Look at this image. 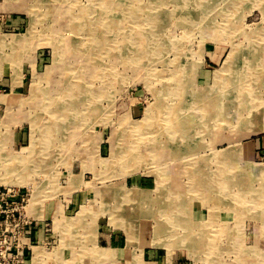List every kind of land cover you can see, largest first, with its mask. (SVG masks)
<instances>
[{
    "label": "rangeland",
    "instance_id": "rangeland-1",
    "mask_svg": "<svg viewBox=\"0 0 264 264\" xmlns=\"http://www.w3.org/2000/svg\"><path fill=\"white\" fill-rule=\"evenodd\" d=\"M204 100V131L172 136L173 110L183 122ZM250 166L264 168V0H0V176L15 170L0 187L41 220L9 225L28 263L264 264Z\"/></svg>",
    "mask_w": 264,
    "mask_h": 264
},
{
    "label": "bare ground",
    "instance_id": "bare-ground-1",
    "mask_svg": "<svg viewBox=\"0 0 264 264\" xmlns=\"http://www.w3.org/2000/svg\"><path fill=\"white\" fill-rule=\"evenodd\" d=\"M8 1V0H7ZM187 2V1H186ZM193 2V1H192ZM192 4V3H191ZM202 4V3H201ZM35 5V4H34ZM68 6V5H67ZM210 7H211V5H209ZM141 7V6H140ZM65 8H66V6H65ZM155 9V8H154ZM47 10V9H46ZM50 10V9H49ZM113 10L115 11V13L116 14H119V11H118V8H113ZM48 11V10H47ZM26 13V12H25ZM62 13H64V12H62ZM188 13V12H187ZM67 14V13H66ZM127 14V13H126ZM133 13H131V15H132ZM77 21L78 20H76V23H77ZM75 22V21H74ZM78 23H80V25H85V23H84V21H83V19L81 18L80 19V21L78 22ZM198 24V23H197ZM72 25V24H71ZM75 26V25H74ZM90 28V27H89ZM84 29H86L85 28V26H84ZM82 31H83V29H82ZM152 32V31H151ZM155 32V31H154ZM70 35V34H69ZM79 35H81V34H79ZM71 36V35H70ZM19 38V37H18ZM29 38V37H28ZM68 38V37H67ZM186 38V37H185ZM185 38H183V39H185ZM61 39V38H60ZM62 40V39H61ZM105 41V40H104ZM15 42V41H14ZM36 44V43H35ZM65 44V43H64ZM233 44V43H232ZM64 46V45H63ZM66 46V45H65ZM64 46V47H65ZM112 46H114V45H112ZM183 47V46H182ZM66 48V47H65ZM64 48V49H65ZM238 49V48H237ZM66 50H68L67 48H66ZM139 50V49H138ZM243 50V49H242ZM62 51H64V50H62ZM203 51V50H202ZM65 52V51H64ZM237 52V51H236ZM128 53H130V52H128ZM238 53H240V55H243V54H246V52H243V51H238ZM68 54V53H67ZM79 54V53H78ZM114 54V53H113ZM115 55V54H114ZM147 55L148 54H145V56L143 57L144 59H143V61H146V60H148L147 59ZM196 55V54H195ZM197 55H199V54H197ZM112 56V55H111ZM139 56V55H138ZM126 57V56H125ZM248 57V56H247ZM252 57V56H251ZM134 58V60H137L135 57H133ZM132 59V58H131ZM152 59V58H151ZM249 59H250V54H249ZM116 60V59H115ZM133 60V59H132ZM133 60V61H134ZM228 60V59H227ZM226 60V61H227ZM56 61V60H55ZM59 61V60H58ZM57 61V62H58ZM225 61V63H227ZM87 63H88V61H86ZM85 62V63H86ZM138 63V62H137ZM187 66V65H186ZM230 66V65H229ZM138 67H140V66H138ZM187 68V67H186ZM86 69V68H85ZM146 69V68H145ZM187 69H189V68H187ZM96 70V69H95ZM135 70V69H134ZM142 70V69H141ZM192 70V69H191ZM128 71V70H127ZM188 71V70H187ZM100 72H101V70H100ZM133 72V71H132ZM138 72V71H137ZM102 74V73H101ZM139 74V73H138ZM222 74V73H221ZM152 75V74H151ZM135 78V77H134ZM44 80V79H43ZM219 80V79H218ZM223 80H224V78H223ZM222 80V81H223ZM78 82H81V81H78ZM79 84V83H78ZM146 84V83H145ZM82 85V84H81ZM224 85H225V88H227V86H228V83L225 81V83H224ZM96 92V91H95ZM217 93V92H216ZM203 94V93H202ZM226 95H228L227 93H225L224 94V96H226ZM199 98H201V97H199ZM202 99H204V98H202ZM202 99H200L201 101H202ZM195 100V99H194ZM20 102H21V100H20ZM77 102V101H76ZM172 102V101H171ZM35 103V102H34ZM42 105H44V104H42ZM79 105H83V103L82 104H79ZM212 106L211 105V100L210 101H206V100H204V102H202L201 104H200V107H199V109L197 108V110L199 111H201V115L200 116H197L196 114H194V115H187L186 116V119L184 118V121L183 122H179V117H180V110H181V108H180V106H178V108L177 109H175V110H173V113H172V117H170V119H169V121H168V127H169V131H170V134L172 135V136H174V137H181V136H185V134H188V133H190V131H189V129L187 128L188 126H191V127H193V122H191L193 119H195V120H197L198 121V123L199 124H196V126L198 127V128H201L202 130H201V132H203L204 131V128H202V126L203 127H205L206 128V123H203L205 120H207V119H209L210 117H211V115L213 114V111H214V106H212L211 108H210V106ZM154 106H156V105H154ZM221 106H223V105H221ZM79 107V106H78ZM79 108H81V107H79ZM154 108V107H153ZM220 108V107H219ZM219 108H218V110H219ZM64 110L65 111H68V109L65 107L64 108ZM90 110V112H91V114L93 113V112H96V108L95 109H93L92 110V108H90L89 109ZM196 110V109H195ZM216 111H217V108L215 109ZM40 111V110H39ZM88 112V111H87ZM159 112V111H158ZM220 112L221 113H223V115H221L220 116V119H221V117H222V121L224 122L223 124L225 125V126H229L230 127V121H233V120H230V118H229V115H228V119L226 118V115H225V113H228L229 112V110L227 109V108H225L224 106L223 107H221V109H220ZM98 114V113H97ZM145 115V114H144ZM154 115V114H153ZM156 115V114H155ZM158 115V114H157ZM184 115V114H183ZM43 116V115H42ZM159 116V115H158ZM175 116V117H174ZM197 116V117H196ZM41 117V116H40ZM63 117H65V118H67V116H63ZM183 117V116H182ZM218 117H219V115H218ZM98 118V117H97ZM143 118V117H142ZM44 119H46V118H44ZM43 119V120H44ZM159 119V118H158ZM96 120V119H95ZM40 121V120H39ZM38 121V122H39ZM158 121V120H157ZM190 122V123H189ZM54 124V123H53ZM260 124V123H259ZM262 124V123H261ZM65 125V124H64ZM83 125V124H82ZM174 125V126H173ZM201 125V126H200ZM210 125V124H209ZM61 127L62 128H65V126H63V125H61ZM82 127V126H81ZM143 127V126H142ZM176 127V128H175ZM257 127V126H256ZM255 127V128H256ZM80 128V127H79ZM259 128V127H258ZM71 129V128H70ZM255 130V129H254ZM263 130V129H262ZM135 131H137V129L135 130ZM194 131V130H193ZM192 131V133H191V135H193L191 138L192 139H194L195 138V136H196V131H195V133ZM211 131V130H210ZM54 132V131H53ZM53 132L52 131H50V128H48V129H46V134L45 135H43L42 137H44L45 138V140L43 139L42 141H44L45 143H44V145L46 144L47 145V147H52V148H54L55 147V144L53 143V139H50L49 138V135L50 136H52L53 135ZM140 132V131H139ZM159 132V131H158ZM142 133V132H141ZM157 133V132H156ZM59 134V133H58ZM65 136V137H64ZM63 136V138L64 139H62V141H67L66 140V138L68 139V137H66V135H64ZM134 136V135H133ZM187 137V136H186ZM194 137V138H193ZM49 138V139H48ZM91 138V137H90ZM190 138V137H189ZM71 139V138H70ZM217 139V138H216ZM69 140V139H68ZM36 141V140H35ZM124 141V140H123ZM193 141V140H192ZM38 142V141H37ZM159 142V141H158ZM157 142V143H158ZM131 147H132V145H130ZM156 146V145H155ZM158 146V145H157ZM38 147V146H37ZM46 147V146H45ZM44 147V152L45 151H47V147L45 148ZM134 148V147H133ZM156 148V147H155ZM159 148V147H158ZM49 149V148H48ZM136 149H138V148H136ZM162 149V148H161ZM74 150V149H73ZM135 150V149H134ZM149 150V149H148ZM37 151V150H36ZM95 151V150H94ZM242 151V150H241ZM96 152V151H95ZM87 153V152H86ZM160 153V152H159ZM237 149H234V150H227V151H225L224 153H222V154H219L218 156L217 155H215L214 154V158H217V157H225V158H228V156L229 155H231L230 157H234L235 159L237 158ZM129 155V154H128ZM132 155H134V154H132ZM52 156V155H51ZM108 156V155H107ZM34 157H36V156H34ZM116 157H117V155H116ZM162 157V156H161ZM164 157V156H163ZM165 157H167V156H165ZM16 158H18V157H16ZM156 158H158V157H156ZM31 159V158H30ZM47 159V158H46ZM165 159V158H164ZM167 159V158H166ZM48 161V160H47ZM163 161V160H162ZM157 162V161H156ZM119 163V162H118ZM132 163V162H131ZM129 164V163H128ZM165 164V163H164ZM44 165H46V164H44ZM159 165H160V163H159ZM195 165H197V164H195ZM194 165V166H195ZM93 166V165H92ZM33 167V166H32ZM130 167V166H129ZM225 167H228V166H225ZM251 167V170H252V173L251 172H249V173H251V175H253L255 172H257L258 174H264V168H258V167H254V166H250ZM109 168V167H108ZM104 169V168H103ZM114 169V168H113ZM11 170V172H14L15 173V170L14 169H10ZM106 170V169H105ZM132 170V169H131ZM130 170V171H131ZM104 171V170H103ZM11 172H6L5 174H3V175H1L0 176V182H3L4 184H9L11 181L9 180L10 178V176H12V175H10L11 174ZM17 173V172H16ZM41 173V172H40ZM39 173V174H40ZM107 173V172H106ZM130 173V172H129ZM204 172H200V176L201 177H199V176H197V175H199V173L197 172V174H196V172H191V174L192 175H196L198 178H200V179H195L193 182H196V184H198V180L199 181H201V183H205V182H208V181H205V180H203L202 181V177H203V174ZM109 174V173H108ZM225 174L226 175H228L229 174V172H225ZM235 174H240V175H245V173H243V171H242V173H239V172H236L235 171ZM8 175V176H7ZM19 175V174H18ZM251 175H249V176H251ZM193 178H195V177H193ZM21 179V176L19 177V180ZM102 179V178H101ZM102 182V181H101ZM221 182H222V186L223 187H220V189H218V190H223V191H227L228 190V179L226 180V177L225 178H222V180H221ZM12 183V182H11ZM249 184V183H248ZM208 185H213V184H208ZM230 185V184H229ZM235 185H236V183H235ZM240 185V184H239ZM254 187V186H253ZM110 188V187H109ZM202 188V187H201ZM200 188V189H201ZM260 188V187H259ZM109 190V189H108ZM107 190V191H108ZM175 190V189H174ZM99 191V190H98ZM101 192V191H100ZM103 193V192H102ZM113 193V192H112ZM99 194V193H98ZM108 195V194H107ZM131 195V194H130ZM210 195V194H209ZM128 196V195H127ZM137 197H138V194H137ZM244 197V196H243ZM133 198V197H132ZM134 199V198H133ZM138 199V198H137ZM198 199V198H197ZM32 200V199H31ZM87 200V199H86ZM136 200V199H135ZM170 200V199H169ZM194 200V199H193ZM237 200V199H236ZM218 201V200H217ZM250 201V200H249ZM255 201V200H254ZM209 203V202H208ZM211 203V202H210ZM242 203V202H241ZM247 203V202H246ZM251 203H253V202H251ZM254 203H257V202H254ZM233 204V203H232ZM129 205V204H128ZM133 205V204H132ZM221 205V204H220ZM171 206V205H170ZM223 206V205H222ZM134 207V206H133ZM241 207V206H240ZM91 208V207H90ZM187 210V209H186ZM121 211V210H120ZM180 211V210H179ZM213 211V210H212ZM233 211H235V209L233 210ZM57 212V211H56ZM117 212V211H116ZM225 212V211H224ZM80 214H79V216H77V218H76V220H75V222H76V224H82V223H80V222H84V220L87 218V216L85 215L86 213H87V210H86V206L85 207H83V210H81L80 212H79ZM119 213H122V212H119ZM131 214H133V213H131ZM162 214V213H161ZM183 214V213H182ZM130 215V214H129ZM228 215V214H227ZM132 216V215H131ZM213 216H214V214H213ZM247 216V215H246ZM129 217V216H128ZM227 217V216H226ZM55 218H56V216H55ZM129 218H131V217H129ZM215 218V217H214ZM259 218H261V217H259ZM82 219H83V221H82ZM126 219V218H125ZM57 221H59V220H57ZM130 221V220H129ZM61 222V221H60ZM131 226V225H130ZM206 227V226H205ZM156 228V227H155ZM127 229V228H126ZM129 229V228H128ZM162 231H161V233H169V231L167 230V229H161ZM193 230V229H192ZM129 232V231H128ZM131 232V233H130ZM130 232L127 234V247H129L130 246V244L132 243V241H133V239H134V231L133 230H130ZM158 232H160V229H159V231ZM193 234V233H192ZM191 235V234H190ZM208 236V235H207ZM188 237H190V236H188ZM211 237V236H210ZM227 237V236H226ZM227 240V239H226ZM152 245V244H151ZM101 252L99 253V255L100 256H105V257H107V255H111V254H113V253H111L112 251L111 250H108V249H105V250H100ZM35 252H36V250H35ZM103 252V253H102ZM39 253H41L40 251H38V252H36L35 254H39ZM34 254V255H35ZM34 260V259H33ZM39 264V263H38Z\"/></svg>",
    "mask_w": 264,
    "mask_h": 264
},
{
    "label": "built area",
    "instance_id": "built-area-1",
    "mask_svg": "<svg viewBox=\"0 0 264 264\" xmlns=\"http://www.w3.org/2000/svg\"><path fill=\"white\" fill-rule=\"evenodd\" d=\"M27 207L28 202L17 191L0 187V264H32L31 260L28 263V254L32 248L28 246L27 238L18 239L13 244L14 232L9 226L12 223H23L29 230L32 226L37 229L41 220L29 216Z\"/></svg>",
    "mask_w": 264,
    "mask_h": 264
}]
</instances>
